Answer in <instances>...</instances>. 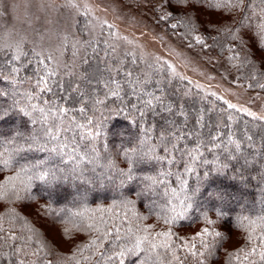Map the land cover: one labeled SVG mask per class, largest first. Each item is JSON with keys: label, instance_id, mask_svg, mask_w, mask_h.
<instances>
[{"label": "snow or ice", "instance_id": "snow-or-ice-1", "mask_svg": "<svg viewBox=\"0 0 264 264\" xmlns=\"http://www.w3.org/2000/svg\"><path fill=\"white\" fill-rule=\"evenodd\" d=\"M144 2L153 13L162 11L159 21H175L168 25L173 34L186 41L188 49L198 47L197 56L226 50V63L238 73L232 83L257 91L249 104L264 99V57L258 66L251 52L244 54L249 48L264 52V0ZM8 7L7 0L0 2V21ZM34 7L43 14L35 22ZM83 7L88 15L87 5ZM80 8L76 0H38V7L37 0H24V23L32 35H14V27H0V121L16 115L26 117L30 125L0 136V172L13 173L0 183V200L32 202L34 185L51 189L68 180L113 187L121 197L107 207L89 209L82 195L77 204L83 210L76 212L47 202L41 205L53 220L80 218L73 227L86 231L90 239L77 244L71 257L59 255L34 229L17 231L13 220L19 223L23 218L9 208L0 216V264H187L189 258L206 264L226 239L220 231L206 226L178 248L171 231H155L144 222L153 215L165 225L190 220L196 196L212 173L230 172L245 185L251 180L264 184V105L258 115L193 86L167 60L138 52V46L119 37L111 24L86 23L78 37L73 13ZM196 9L201 10L193 16ZM214 10H220L215 22L210 16L200 22ZM225 12L230 19H224ZM207 63H213L211 57ZM113 115L129 119L139 129L138 137L116 153L123 165L117 164L107 144L101 145L106 118ZM144 164L154 174L139 175ZM131 183L139 189L134 198L124 194ZM261 193L264 203V188ZM210 195L221 205L228 198L219 191ZM137 200L145 202L148 215L136 210ZM201 215L206 225L216 223L207 212ZM223 215L218 207L216 216ZM240 226L247 233L248 250L227 255L240 264H264V215L243 216ZM181 251L186 254L181 256Z\"/></svg>", "mask_w": 264, "mask_h": 264}, {"label": "trees", "instance_id": "trees-1", "mask_svg": "<svg viewBox=\"0 0 264 264\" xmlns=\"http://www.w3.org/2000/svg\"><path fill=\"white\" fill-rule=\"evenodd\" d=\"M178 10L179 9L176 8L172 9L173 12ZM199 10L201 9L194 10L193 16H196ZM219 12L220 10H214L208 15H204L200 18V22L203 23V21L209 19V16L213 22H215ZM154 14L156 18L155 23L162 28L167 35L176 37L168 26L175 21H159L158 16L162 14V11H158ZM223 15L224 19H230L226 12ZM84 25V17L81 16L78 18L76 26L79 35H83L79 30L83 28ZM105 31H107V29H105ZM176 38L182 44H187L186 41H182L178 37ZM227 43L228 42H225L226 45ZM193 49L199 50L198 47ZM248 52L252 53L250 58L254 59L255 63L260 66V60L264 57V52H260L254 48L244 50V54H247ZM207 54L215 55L217 58L224 60L225 63L226 58L229 55L226 50L221 53L219 48L212 52H208ZM226 65L235 76L238 75V73L231 68V65L227 63ZM241 83L246 82L241 81ZM247 91L257 93L256 90ZM260 94H264V92H260ZM218 103L222 102L218 101ZM224 107H226V105H224ZM245 119L250 120L251 118L245 117ZM26 120V117L14 115L4 121H0V136L10 135L17 127L22 129L26 127L30 128V125L25 123ZM138 135L139 129L134 126L129 119L113 115L112 117L106 118L101 145L107 144L108 149L113 153L117 164L123 165L124 162L122 157L117 156L116 153L121 151L122 145L128 146V142L138 137ZM257 167L259 166L257 165ZM137 171L139 175L154 174L152 167L148 164L141 165ZM200 171L202 172L203 170ZM261 171H264V169ZM12 174L11 171L0 172V183L4 182L6 177ZM250 174L252 176L258 175L255 170H250ZM231 175L232 174L229 172L224 175L212 173L209 176L204 182L200 193L196 196L194 209L190 212V220L178 221L174 225H165L163 221H157L153 215L144 223L152 227L155 231H171L173 233L172 240L176 243L178 248L181 245L190 242L191 239L206 226L209 227L210 230L214 229L220 231L226 239L222 241L221 245H217L215 255L209 258L206 264H240V261H238L235 256L229 257L227 253H235L240 248L248 250V246L245 243L247 233L244 228L240 226L241 218L243 216H248L250 219H256L257 217L264 215V203H261V189L264 188V184L259 183L256 180H251L245 185L238 180L232 179ZM190 184L195 185V180L190 178ZM138 190L137 185L131 183L125 186L124 194L129 198H134L135 192ZM217 191L227 194L228 198L224 205H221L219 201H216L211 197L210 194ZM80 192H83V194L86 195V200L84 201L83 206H86L89 209H95L98 206L107 207L111 205L114 200H119L121 197V192L113 187H100L99 185L93 187L92 185H83L79 181L72 180L62 181L51 189H47L44 185H34L33 194L36 199L32 202L24 201L23 203L17 202L16 204H5L3 200H0V216H5V213L9 208L14 209L15 212L23 218L19 223L13 220V223L16 224L17 231L22 227H24L25 230L27 228L34 229L40 237L46 238L49 245L53 247L59 255L71 257L77 252V244L86 243L90 239L89 234L86 231L77 232L73 227L74 223H80V218L65 216L53 220L52 217L42 212L40 208L41 205H44L45 202H47L51 204L52 207L58 209L67 208L71 209L72 212L82 211L83 206L77 204L80 197L73 199L72 202H70L72 196ZM241 205L255 206L251 209L246 207L240 208ZM136 206L138 212L148 215V210L145 207L144 201L137 200ZM218 207L224 212V215L221 218L216 216V209ZM203 212H207L209 219L215 220L216 223L211 226L206 225L201 215ZM24 221L27 222L26 225H24ZM244 223H247V221H244ZM4 227H9L7 219L5 220ZM66 228L69 230L67 233H65ZM257 233H259V227H257ZM179 254L184 256L186 253L181 251ZM85 255H87V253H85ZM256 259H258V257H256ZM93 260H95V257H93ZM126 264H132V261L126 260ZM187 264H196V261L193 258H189Z\"/></svg>", "mask_w": 264, "mask_h": 264}, {"label": "rangeland", "instance_id": "rangeland-1", "mask_svg": "<svg viewBox=\"0 0 264 264\" xmlns=\"http://www.w3.org/2000/svg\"><path fill=\"white\" fill-rule=\"evenodd\" d=\"M2 2V0H0ZM81 5L79 13H73V18L77 26L79 17H84V23L95 22L97 24L113 25V31L119 37L131 40L137 45V51L145 55L159 57L173 64L176 71L186 76L192 84L199 85L205 91L216 92L228 102L239 106L250 107L258 115L262 114L261 105H264V99H257L255 103L249 104V97L257 95L255 92L245 91L244 88L237 87L232 81L235 75L229 70L224 62L215 55H205L199 50L188 49L176 37L169 36L155 22V14L150 10L144 0H76ZM57 3H63V0H57ZM8 11L0 21V27L3 29L15 28V32L20 35L31 36V29L28 28L25 20L24 0H7ZM18 4L19 7L13 8L12 5ZM84 5H87L89 14L85 15ZM38 7V0H37ZM35 22L36 16L43 17V14L33 8ZM63 24V21H61ZM36 27H41L40 23H35ZM106 29V27H105ZM77 32V29H73ZM77 36L80 35L77 33ZM163 41V42H161ZM70 54V52H69ZM209 57L213 63H207ZM226 69L228 70L226 72ZM227 74L228 79H222V75ZM213 79H208V77ZM227 90V91H226ZM264 98V94H260ZM83 192L76 193L73 199L81 197ZM255 205H241L240 208H254Z\"/></svg>", "mask_w": 264, "mask_h": 264}]
</instances>
